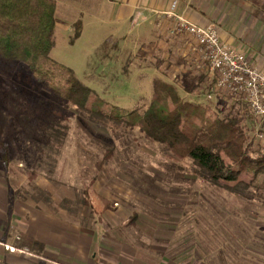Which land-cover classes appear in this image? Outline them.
I'll list each match as a JSON object with an SVG mask.
<instances>
[{"label": "rangeland", "instance_id": "374dc122", "mask_svg": "<svg viewBox=\"0 0 264 264\" xmlns=\"http://www.w3.org/2000/svg\"><path fill=\"white\" fill-rule=\"evenodd\" d=\"M62 1L98 7L94 0ZM99 13L105 14L102 6ZM161 17L145 25L139 20L120 36L112 35L111 25H93L76 42L74 30H58L49 58L71 69L102 103L92 102L94 109L103 112L143 114L152 80L161 78L183 100L208 105L221 118L235 117L238 109L229 97L211 90L207 99L210 77L194 55V42L175 33L173 19ZM59 97L23 65L0 60L1 142L10 157L0 174L18 194L39 191L45 200L50 191L53 209L66 207L71 218L82 214L87 220L82 192L94 180V192L116 203L108 220L117 225L113 235L139 241L127 248L131 253L132 245L138 247L139 254L133 252L139 264H264V171L243 177L246 187L229 192L203 180L191 161L172 160L164 146L138 131L97 115L81 116ZM260 127H249L254 158L264 156L256 137ZM107 151L112 158L100 169ZM18 237L9 239L15 247Z\"/></svg>", "mask_w": 264, "mask_h": 264}, {"label": "trees", "instance_id": "16d2710c", "mask_svg": "<svg viewBox=\"0 0 264 264\" xmlns=\"http://www.w3.org/2000/svg\"><path fill=\"white\" fill-rule=\"evenodd\" d=\"M245 1L264 12V0ZM55 15L53 0H0V60L23 65L33 80L58 94L79 115H97L121 124L129 132L138 131L148 142L164 146L172 160L191 161L203 180L214 186L236 192L245 186L243 177H257L264 171V156L254 158L252 154L249 127L253 118L240 114V109L235 117L221 118L208 105L183 100L177 87L161 78L152 80V96L141 115H122L116 108L111 112L94 109L92 102L102 105L94 92L81 84L71 69L49 58L54 47ZM75 26L74 40L79 36L80 23ZM213 85L210 81L205 86L207 93ZM186 92L191 94L188 89ZM260 131L264 132V125ZM1 135L0 127V157L6 171L10 157ZM112 155L111 151L104 153L97 166L101 169ZM94 184L91 180L83 190L81 203L102 222L107 212L116 210V203L97 195Z\"/></svg>", "mask_w": 264, "mask_h": 264}, {"label": "crops", "instance_id": "0c3cea01", "mask_svg": "<svg viewBox=\"0 0 264 264\" xmlns=\"http://www.w3.org/2000/svg\"><path fill=\"white\" fill-rule=\"evenodd\" d=\"M53 1L55 33L60 30L67 35L74 30L75 36V25L80 23L76 40L93 25L97 30L111 25L113 36L130 33L139 20L144 19L145 25L157 17L162 19L177 2V16L198 26H216L223 42L244 51L264 68V12L245 0H94L98 7L91 9L74 7L70 1ZM101 6L104 15L99 13ZM46 192L45 200L39 197L44 195L39 191L18 194L0 176V264H139L133 252L139 254L134 246V241H139L134 238L130 243L125 237L113 235L117 225L108 221L111 212L103 216L102 222L90 210L87 220L82 214L73 219L66 207L53 209L51 192ZM106 223L107 230L102 232ZM15 235L20 236L16 247L28 249L31 255L3 248L2 244ZM146 249L144 259L148 261L150 248Z\"/></svg>", "mask_w": 264, "mask_h": 264}, {"label": "built area", "instance_id": "2783aa9c", "mask_svg": "<svg viewBox=\"0 0 264 264\" xmlns=\"http://www.w3.org/2000/svg\"><path fill=\"white\" fill-rule=\"evenodd\" d=\"M177 6L178 3L173 2L165 15L175 21L176 34L194 42V55L213 82V92L229 97L242 114L253 118L254 124L264 125V68L244 51L223 42L216 26H198L177 16ZM211 98L209 94L207 99ZM256 137L258 144L264 147V132L259 130ZM18 239L17 235L11 238ZM2 246L10 253L31 255L28 249L16 248L10 240Z\"/></svg>", "mask_w": 264, "mask_h": 264}]
</instances>
